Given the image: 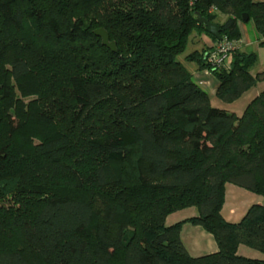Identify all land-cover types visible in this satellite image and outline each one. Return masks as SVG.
I'll list each match as a JSON object with an SVG mask.
<instances>
[{"label": "trees", "instance_id": "16d2710c", "mask_svg": "<svg viewBox=\"0 0 264 264\" xmlns=\"http://www.w3.org/2000/svg\"><path fill=\"white\" fill-rule=\"evenodd\" d=\"M244 14L264 46V1L0 0V264H264V90L238 116L185 63L224 102L264 81L237 43L228 67L186 53L218 41L199 15L238 42ZM228 184L263 198L238 222ZM186 221L218 250L192 255Z\"/></svg>", "mask_w": 264, "mask_h": 264}, {"label": "crops", "instance_id": "0c3cea01", "mask_svg": "<svg viewBox=\"0 0 264 264\" xmlns=\"http://www.w3.org/2000/svg\"><path fill=\"white\" fill-rule=\"evenodd\" d=\"M256 1H264V0H256ZM223 19H226L224 16ZM222 19V21H224ZM239 28L241 31V38L237 42V46L241 51H254L258 55V62L256 66L253 68L252 73L255 75L257 72L264 70V46H262L261 40L262 37L256 30V27L252 21H243L239 22ZM215 44L210 36L206 34H198L193 38V42L190 44L189 50L201 49L203 46L211 47ZM191 62V66L188 65L189 69L195 73L194 79L200 84L210 95L211 102L215 107L225 109L229 112L235 113L238 116L243 115L247 106L255 99L261 91L264 90V81L258 82L255 86L251 87L247 90L240 98L233 102H224L216 95V87L217 80L214 76L207 73L205 70H199L198 65L196 63ZM233 212V210H231ZM198 228V227H197ZM200 230V228H199ZM204 231V230H203ZM202 230L198 231L200 234L197 235L198 240H203L202 243H197L193 245L195 250L199 253L198 255H203L206 253L215 252L218 250V246L214 238ZM207 248H206V246ZM242 247V246H241ZM240 247V250H241ZM253 252V251H252ZM250 252L251 256H256L255 252ZM192 254V253H191ZM257 256H260L257 255Z\"/></svg>", "mask_w": 264, "mask_h": 264}, {"label": "rangeland", "instance_id": "374dc122", "mask_svg": "<svg viewBox=\"0 0 264 264\" xmlns=\"http://www.w3.org/2000/svg\"><path fill=\"white\" fill-rule=\"evenodd\" d=\"M219 17H220L219 20L222 21L224 15H220ZM223 20H225V19H223ZM200 35L201 34H198V36H200ZM206 35H208V34H206ZM221 35H222V32H221ZM224 37H226V36L222 35V40ZM210 38L213 41H215L212 37H210ZM222 40L215 41V44L211 47L203 46V48H201V49L207 48L209 50V52L207 54L208 58H213V56H215L218 59L219 57H217V55L220 56L221 53H217V49H218V45H219L220 41H222ZM230 40H232V39H230ZM233 41H235V40H233ZM234 43H237V41H235ZM188 52L191 53V49L189 50V48H188L186 53L188 54ZM186 55H183L182 59H184ZM231 57H232V55L226 56L225 62H224V63H227L225 65L226 67H228L229 64L231 63V60H232V59H230ZM185 63H186V65L191 64V62H189V61H185ZM193 63H195V62H193ZM220 67H222V66H220ZM190 71L193 73V75H195V73L193 72V69ZM207 73L212 75L208 71H207ZM32 98L33 97L31 96V97L27 98L26 100L29 101ZM116 170H117V167H114L113 170L111 171V175L112 174L115 175L117 173ZM260 199H261V201H263L262 197H260L259 195L255 194L254 192H252L248 189L241 188V187L233 185V184H228L227 190H226V200H225V203H224V206L222 209V213L227 220H229L231 222H238L244 216L247 209L252 204L256 203L257 200H260ZM231 210H233V212H231ZM197 211L198 210L196 208H188L182 212L174 213L168 217L167 225H173L175 223L184 221V220L190 218L191 216H193L194 214H196ZM199 228H200V230L203 231V229L200 226H195L188 221L182 223V233L181 234H182L183 240H184L189 252L192 253V255H194V256H198L199 253L195 250L193 245H195L197 243H202V241H203V240H198L199 238L197 237V235L200 234L198 232V231H200ZM203 232L207 233L206 231H203ZM207 235H210V234L207 233ZM202 244H204V243H202ZM205 246H206V244H205ZM206 248H207V246H206ZM249 251L252 252L253 250L247 246H242L239 253L244 254V255H248V254H250ZM257 255H259V254H257ZM248 256H250V255H248Z\"/></svg>", "mask_w": 264, "mask_h": 264}, {"label": "water", "instance_id": "95a60500", "mask_svg": "<svg viewBox=\"0 0 264 264\" xmlns=\"http://www.w3.org/2000/svg\"><path fill=\"white\" fill-rule=\"evenodd\" d=\"M242 18H243V21H249V16L247 14H244ZM198 21L200 23H205L207 31L210 34H212L214 37H216L218 40H222L221 27L219 24L209 21L207 18L202 17L201 15H199ZM95 33L103 39L104 45L108 46L114 51L117 50L116 42L110 40V35L106 29L99 28L95 30Z\"/></svg>", "mask_w": 264, "mask_h": 264}, {"label": "built area", "instance_id": "2783aa9c", "mask_svg": "<svg viewBox=\"0 0 264 264\" xmlns=\"http://www.w3.org/2000/svg\"><path fill=\"white\" fill-rule=\"evenodd\" d=\"M234 42L235 41L230 40L228 37H224L223 40L220 41L217 49V53H221V55H217V57H219L218 59L215 56L209 58V62L215 66H225L227 64L224 63L226 56L232 55V51L236 48V43ZM230 59H232V57Z\"/></svg>", "mask_w": 264, "mask_h": 264}]
</instances>
